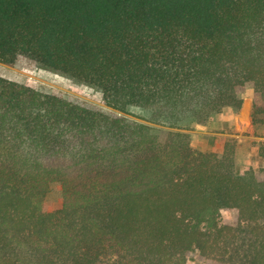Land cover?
Masks as SVG:
<instances>
[{
  "label": "trees",
  "instance_id": "trees-1",
  "mask_svg": "<svg viewBox=\"0 0 264 264\" xmlns=\"http://www.w3.org/2000/svg\"><path fill=\"white\" fill-rule=\"evenodd\" d=\"M19 56L137 119L0 76V264H264V175L192 134L248 88L264 125V0H0Z\"/></svg>",
  "mask_w": 264,
  "mask_h": 264
},
{
  "label": "rangeland",
  "instance_id": "rangeland-1",
  "mask_svg": "<svg viewBox=\"0 0 264 264\" xmlns=\"http://www.w3.org/2000/svg\"><path fill=\"white\" fill-rule=\"evenodd\" d=\"M0 76L6 79L28 85L32 88H35L40 91L53 93L57 95H65L69 97L71 100L90 107L95 110H100L106 113L111 114L115 117H128L129 119L136 120L137 117L134 115L125 114L123 112L117 111L109 106H107L103 100L102 93L95 88L87 86L85 84H81L72 80L69 77L56 74L49 70H45L43 68L38 67L33 62H31L28 58L24 56H19L13 65L5 64L0 62ZM254 89L248 88L244 94V104L242 109L236 114H241L243 123H248L249 115L251 112L252 115V106L254 100ZM155 128L160 130V134L164 135L167 131L166 127L153 125ZM260 127H255L253 130L254 133L259 132ZM197 130H203L199 127H196L195 130L192 131L193 134V144L199 150L204 152H215L217 154H222L223 148L225 149L227 144H232L235 146L236 150V161L238 167L241 171H245L247 169L253 168L259 176L264 175V143L258 145V141L255 139L250 140L253 147H258V150L253 156H248L245 154V150L247 147V143H237L234 139H229L226 144H213L209 145L205 150L202 149V143L205 140V135L198 134ZM261 130V129H260ZM251 131H244V135L251 136ZM246 140V138H245ZM225 145V146H224ZM224 151V150H223ZM48 200L53 205L56 210L62 208L63 205V193L62 187L60 183H54L51 186L50 192L48 194ZM221 223L223 226L236 228L240 223V218L238 212L233 209H226L222 213ZM236 255L231 253L229 257H227L228 261L236 264L235 259ZM234 257V258H233ZM233 258V259H231ZM189 264H212L211 262H205L202 260H196L195 258H191L189 260Z\"/></svg>",
  "mask_w": 264,
  "mask_h": 264
},
{
  "label": "crops",
  "instance_id": "crops-1",
  "mask_svg": "<svg viewBox=\"0 0 264 264\" xmlns=\"http://www.w3.org/2000/svg\"><path fill=\"white\" fill-rule=\"evenodd\" d=\"M198 127L203 130H197L196 132L198 134L205 135V140L202 143L203 150H205V148H207L209 145L226 144L229 139H234L239 144L246 142L247 147L245 154L248 156H253L258 150V147H253V142L248 139L252 138L257 140L258 145L261 144V141L264 143V125L258 126L261 130L259 129L258 133H254L253 130L255 129V126L252 125L251 112L248 123L244 124L241 114H236L234 109L227 108L222 113L214 116L208 126ZM244 131H251L253 133L251 136H248L243 134Z\"/></svg>",
  "mask_w": 264,
  "mask_h": 264
}]
</instances>
